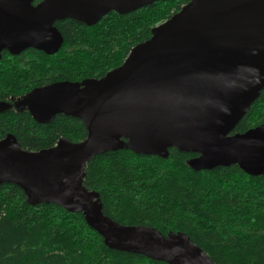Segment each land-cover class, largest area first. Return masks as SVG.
I'll use <instances>...</instances> for the list:
<instances>
[{"label":"water","instance_id":"1","mask_svg":"<svg viewBox=\"0 0 264 264\" xmlns=\"http://www.w3.org/2000/svg\"><path fill=\"white\" fill-rule=\"evenodd\" d=\"M158 1L0 0V58L29 48L54 55L64 44L56 22L92 27L111 12L127 15ZM263 90L264 0H191L103 78L32 90L25 104L37 123L74 117L87 138L32 152L9 134L0 140V185L20 187L30 205L82 213L112 250L167 264H216L186 233L163 236L105 215L85 170L108 152L166 159L174 148L198 154L189 162L195 171L238 165L264 175V126L231 134Z\"/></svg>","mask_w":264,"mask_h":264},{"label":"trees","instance_id":"2","mask_svg":"<svg viewBox=\"0 0 264 264\" xmlns=\"http://www.w3.org/2000/svg\"><path fill=\"white\" fill-rule=\"evenodd\" d=\"M190 1L161 0L127 15L111 12L92 27L73 19L56 22L64 44L52 56L34 49L18 56L2 53L0 140L13 134L32 152L52 148L61 138L85 140L80 119L58 115L39 124L28 109L12 110L1 102L56 82L103 78ZM261 126L264 90L231 134ZM197 156L174 148L166 159L126 149L108 152L87 165L85 186L100 193L104 214L122 225L155 228L163 236L186 233L216 264H264V175L250 176L238 165L195 171L189 162ZM0 264L167 263L112 250L82 213L30 205L20 187L3 184Z\"/></svg>","mask_w":264,"mask_h":264},{"label":"flooded vegetation","instance_id":"3","mask_svg":"<svg viewBox=\"0 0 264 264\" xmlns=\"http://www.w3.org/2000/svg\"><path fill=\"white\" fill-rule=\"evenodd\" d=\"M43 0H41V2H42ZM34 5V4H33ZM34 6H36V5H34ZM63 21V20H62ZM59 22V21H58ZM29 49H33V48H29ZM29 49H27V50H29ZM27 50H25V51H27ZM34 50H36V49H34ZM5 51H7L10 55H12V56H18V55H21L22 53H24L25 51H23L22 53H20V54H18V55H13V54H11L8 50H4V51H2V53H4ZM37 51H39V50H37ZM40 52H42V51H40ZM2 53H1V58H2ZM44 53V52H43ZM58 53V52H57ZM46 54V53H45ZM49 56H52V55H49ZM1 58H0V60H1ZM61 82H64V81H61ZM56 83H58V82H56ZM80 83V82H79ZM52 84H55V83H52ZM52 84H49V85H52ZM49 85H46V86H49ZM43 87H45V86H43ZM37 88H41V87H37ZM36 89V88H35ZM34 90V89H33ZM29 95V94H28ZM27 95V96H28ZM27 96H24V97H27ZM23 96H20V97H14V96H10V97H8V98H6L5 100H2V102L1 103H9L10 104V107L12 108V110H18V111H21V110H24V109H28V108H18V107H16V105H15V101H13V100H17L18 101V99L19 100H21V99H23L24 98ZM60 115H63V114H60ZM58 116V115H57ZM66 116V115H65ZM56 118V117H55ZM54 118V119H55ZM52 121H54V120H52ZM51 121V122H52ZM8 135H6V137H7ZM5 137V138H6Z\"/></svg>","mask_w":264,"mask_h":264},{"label":"rangeland","instance_id":"4","mask_svg":"<svg viewBox=\"0 0 264 264\" xmlns=\"http://www.w3.org/2000/svg\"><path fill=\"white\" fill-rule=\"evenodd\" d=\"M13 101L16 102L15 103L16 107H18V108H25L26 107L27 108V105L25 104L26 103V97H24L21 100L18 99V101L17 100H13Z\"/></svg>","mask_w":264,"mask_h":264}]
</instances>
